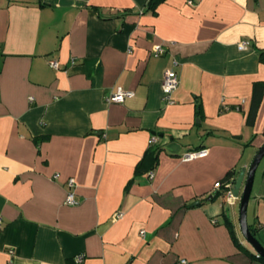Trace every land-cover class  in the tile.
Wrapping results in <instances>:
<instances>
[{"label":"crops","instance_id":"obj_1","mask_svg":"<svg viewBox=\"0 0 264 264\" xmlns=\"http://www.w3.org/2000/svg\"><path fill=\"white\" fill-rule=\"evenodd\" d=\"M150 1L0 0V264H264L216 187L264 144V0ZM249 211L264 246V169Z\"/></svg>","mask_w":264,"mask_h":264},{"label":"built area","instance_id":"obj_2","mask_svg":"<svg viewBox=\"0 0 264 264\" xmlns=\"http://www.w3.org/2000/svg\"><path fill=\"white\" fill-rule=\"evenodd\" d=\"M192 0H189V3H192ZM247 45V41H243L242 43H240L238 46L240 49H244ZM154 53L156 55H160L163 52V48L161 46H156L153 49ZM50 64L53 67H57L58 64L56 61H50ZM180 83L179 80V75L178 72L176 71L175 68H170L165 72L164 75V79H163V85H162V89H163V99L164 101H166V103H173V99H172V94L173 92L178 88ZM134 95V91L129 90V89H125L121 86L117 87L115 89V91H113L108 97H107V101L110 103H123L127 98L132 97ZM156 142V138L153 137L151 139V143ZM206 153V150H200V151H196V152H190L187 153L184 158L186 160L188 159H192L196 156H200V155H204ZM58 176V175H56ZM68 186L70 187V189H72L75 186V180L73 178H70L68 180ZM223 186L222 182H217L216 183V187H221ZM227 189H226V196L228 199V202L232 203V200L235 198V196L233 195L232 192V182H227L226 184ZM67 204L69 205H74L77 204V200L75 198V193L73 190H70L66 199ZM122 213H117V216H121ZM2 225V219L0 216V227ZM142 234H144V231H141ZM78 260L81 261L82 257H78ZM177 264H187V260L186 259H180L178 261Z\"/></svg>","mask_w":264,"mask_h":264},{"label":"trees","instance_id":"obj_3","mask_svg":"<svg viewBox=\"0 0 264 264\" xmlns=\"http://www.w3.org/2000/svg\"><path fill=\"white\" fill-rule=\"evenodd\" d=\"M162 1L163 0H151L149 3V7L152 9H155L156 5ZM260 60L262 62H264V51L260 52ZM263 97H264V83L263 82H255L253 84L251 107H250V110L247 114V123L249 125L254 124ZM159 153H160V146L155 144V142L151 143L150 147L146 150L144 156L139 161V163L136 167V174L137 173L139 174V173L145 172L149 169H152L158 162ZM237 175H238V173H236L235 171H233V170L229 171V173L227 174V176L225 178V181H223V186L225 189V191L223 192V195H225V193H226L227 182H232L233 180H235ZM225 222H226V225L229 227V231H230L232 238L234 239L235 243L237 244V246L241 249H246L238 241L237 236H236V232H235L233 225L230 222V220L227 219ZM249 226H250V229L252 230V232L254 233V235L256 236L257 228L254 227L253 225H250V224H249ZM246 251H248V250L246 249ZM251 255L264 262V257L258 256L255 252H252Z\"/></svg>","mask_w":264,"mask_h":264},{"label":"water","instance_id":"obj_4","mask_svg":"<svg viewBox=\"0 0 264 264\" xmlns=\"http://www.w3.org/2000/svg\"><path fill=\"white\" fill-rule=\"evenodd\" d=\"M263 157H264V144L260 147V149L256 153L249 168L246 167L241 168L236 179L232 181L233 195L236 198L240 197L239 225H240L241 233L244 236V238L251 244V246L254 248L256 253L262 257H264V246L260 243V241L256 238V236L250 229L247 212H248V203L255 179L256 170ZM244 181H245V186L242 193H240V189ZM210 198H212V196L208 197V199ZM199 203L200 201H196L193 203V205Z\"/></svg>","mask_w":264,"mask_h":264},{"label":"rangeland","instance_id":"obj_5","mask_svg":"<svg viewBox=\"0 0 264 264\" xmlns=\"http://www.w3.org/2000/svg\"><path fill=\"white\" fill-rule=\"evenodd\" d=\"M263 169H264V157H263V159L261 160V162H260V164H259V166H258L257 173H258V174L261 173V171H262ZM225 200H226V199H225ZM237 211H238V218H239V205L237 206ZM247 217H248V220L251 221V219H252V215H251V212H250V211L248 212Z\"/></svg>","mask_w":264,"mask_h":264}]
</instances>
